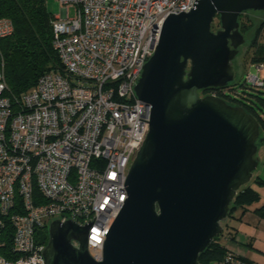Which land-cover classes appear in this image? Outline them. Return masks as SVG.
<instances>
[{
  "label": "built area",
  "instance_id": "2783aa9c",
  "mask_svg": "<svg viewBox=\"0 0 264 264\" xmlns=\"http://www.w3.org/2000/svg\"><path fill=\"white\" fill-rule=\"evenodd\" d=\"M58 1L52 45L63 73L45 72L11 95L0 53V227L12 225L15 253L0 254V264H44L42 232L48 235L52 220L84 225L94 216L86 245L102 258L105 233L128 196L123 180L148 132L150 105L135 96L133 82L167 15L194 2ZM12 32V21L0 18V38ZM246 81L263 85L257 74ZM218 264L256 263L228 251Z\"/></svg>",
  "mask_w": 264,
  "mask_h": 264
},
{
  "label": "water",
  "instance_id": "95a60500",
  "mask_svg": "<svg viewBox=\"0 0 264 264\" xmlns=\"http://www.w3.org/2000/svg\"><path fill=\"white\" fill-rule=\"evenodd\" d=\"M251 10L264 11V0H194L188 12L167 15L133 82L135 96L150 105L148 132L123 180L128 196L105 233L102 258L86 245L95 216L84 225L54 219L44 264H199L264 143L241 105L200 95L236 79L233 60L245 42L238 18Z\"/></svg>",
  "mask_w": 264,
  "mask_h": 264
},
{
  "label": "trees",
  "instance_id": "16d2710c",
  "mask_svg": "<svg viewBox=\"0 0 264 264\" xmlns=\"http://www.w3.org/2000/svg\"><path fill=\"white\" fill-rule=\"evenodd\" d=\"M243 14L238 20L239 30L245 35L251 23L242 20ZM0 18H9L13 23L12 34L0 38V53L4 59V74L9 94L20 95L28 91L36 84L38 77L45 72L58 70L63 73V66L52 45L51 20L54 15L46 9L45 0H0ZM218 26L219 21L216 17L212 23V29H217ZM263 27L264 23L256 31L251 43L252 47L257 46V38ZM255 53L251 62L257 65L264 64V48H258ZM237 80L238 76L224 88H207L201 93H212L229 103L241 105L255 117L261 130H264V81L261 86L250 85L249 92L235 93L232 97L228 91L233 90ZM257 200L258 193L248 183L241 186L230 203L226 218L232 216L237 209H245ZM252 212L264 220V204L254 208ZM224 227H226L225 223ZM12 236V225L7 223L0 227V254L6 257H15V253L12 252ZM221 236H223V230L199 254V264H218L224 259L228 250L220 241ZM44 240L47 243L48 235L44 237ZM245 260L248 259L245 258Z\"/></svg>",
  "mask_w": 264,
  "mask_h": 264
},
{
  "label": "crops",
  "instance_id": "0c3cea01",
  "mask_svg": "<svg viewBox=\"0 0 264 264\" xmlns=\"http://www.w3.org/2000/svg\"><path fill=\"white\" fill-rule=\"evenodd\" d=\"M256 156L259 163L248 185L258 193V200L239 208L225 221L227 232L222 244L231 252L256 264H264V220L253 214V209L264 204V144Z\"/></svg>",
  "mask_w": 264,
  "mask_h": 264
},
{
  "label": "rangeland",
  "instance_id": "374dc122",
  "mask_svg": "<svg viewBox=\"0 0 264 264\" xmlns=\"http://www.w3.org/2000/svg\"><path fill=\"white\" fill-rule=\"evenodd\" d=\"M45 5L48 12L54 16L60 15L61 9L63 7L58 0H45ZM68 14L69 16H72L74 14V8L72 6L68 8ZM242 20L246 21L247 23H251V26L244 35L245 42L241 46H239L238 54L233 60L234 66L237 70L238 80L237 83L233 86V90L228 91L229 95L232 97L235 95V93L241 94L243 91L249 92L250 83L246 81V76L248 74H257L259 79L264 81V65H262L257 71V64L251 62L252 57L256 54L255 51L258 50V48H264L262 42L264 27L262 28V31L257 38V46H251L252 40L256 35V31L259 29L260 25L264 23V11H248L242 15ZM200 95H202L201 92ZM260 137L264 138V130L261 131ZM262 144L264 143L257 142L258 147ZM226 219L221 222V225L223 227V236H221L220 238L221 242L224 240L226 232L228 230L227 227H224ZM46 235V232H42L43 237H45Z\"/></svg>",
  "mask_w": 264,
  "mask_h": 264
},
{
  "label": "flooded vegetation",
  "instance_id": "af4514ba",
  "mask_svg": "<svg viewBox=\"0 0 264 264\" xmlns=\"http://www.w3.org/2000/svg\"><path fill=\"white\" fill-rule=\"evenodd\" d=\"M202 95H203V93H202Z\"/></svg>",
  "mask_w": 264,
  "mask_h": 264
}]
</instances>
